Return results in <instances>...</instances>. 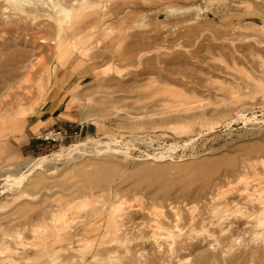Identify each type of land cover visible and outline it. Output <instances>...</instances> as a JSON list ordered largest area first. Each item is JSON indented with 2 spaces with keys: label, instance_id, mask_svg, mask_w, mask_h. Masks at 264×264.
Masks as SVG:
<instances>
[{
  "label": "rangeland",
  "instance_id": "obj_1",
  "mask_svg": "<svg viewBox=\"0 0 264 264\" xmlns=\"http://www.w3.org/2000/svg\"><path fill=\"white\" fill-rule=\"evenodd\" d=\"M47 125L115 151L10 189ZM258 214L264 0H0V264H264Z\"/></svg>",
  "mask_w": 264,
  "mask_h": 264
},
{
  "label": "bare ground",
  "instance_id": "obj_2",
  "mask_svg": "<svg viewBox=\"0 0 264 264\" xmlns=\"http://www.w3.org/2000/svg\"><path fill=\"white\" fill-rule=\"evenodd\" d=\"M20 1H22V0H20ZM26 1V0H25ZM57 1V0H56ZM28 2V1H27ZM31 3H33V2H31ZM57 3V2H56ZM66 3H68V2H66ZM69 4V3H68ZM31 5V4H30ZM36 5V4H35ZM47 5V4H46ZM57 5V4H56ZM66 5V4H65ZM42 6V5H41ZM67 6V5H66ZM15 7H18V8H20L21 9V7H19V5H15ZM37 7H39V6H37ZM43 7V6H42ZM24 8V7H23ZM27 8V7H26ZM25 8V9H26ZM34 8V7H33ZM40 9H41V7H39ZM46 8V7H45ZM63 8V7H62ZM34 9H36V8H34ZM61 9V8H60ZM17 10V9H16ZM47 10V9H46ZM57 10V9H56ZM63 10V9H62ZM61 10V11H62ZM14 11V10H13ZM18 11V10H17ZM27 11V10H26ZM36 11V10H35ZM66 11V10H65ZM64 11V12H65ZM19 12H21V11H19ZM18 12V13H19ZM34 12V11H33ZM56 12V11H55ZM63 12V13H64ZM68 13V12H67ZM66 13V14H67ZM20 14H22V13H20ZM24 14V13H23ZM37 14H39V12L37 13ZM58 14V13H57ZM19 15V14H18ZM26 15V14H25ZM30 15V14H29ZM48 15V14H47ZM20 16V15H19ZM21 17V16H20ZM47 17H49V16H47ZM46 17V18H47ZM39 18H41L40 16H39ZM42 18H45V17H42ZM53 18V17H52ZM56 18V17H55ZM60 18V17H59ZM46 20V19H45ZM65 20V19H64ZM68 20H69V17H68ZM50 21V20H49ZM66 22V21H65ZM55 24V23H54ZM58 26V25H57ZM60 27V26H59ZM56 31V30H55ZM262 86V85H261ZM98 113V112H97ZM91 115H93V113L91 114ZM86 146H88V149L86 150L85 149V147ZM116 149V148H115ZM115 150L114 149H112L111 147H107V146H104V145H95V144H92V145H86V144H84V143H80V144H77V145H74V146H72V147H70L69 149H67L66 151H63V150H60V152H54V153H51L50 155H43V156H39V157H36V158H31V159H29V160H27L25 163H24V166H25V170L24 171H22L21 172V174H19L20 176L19 177H17V179H15L14 181H12L11 183H10V189L11 188H19V186L22 184V182L24 181V180H26L27 178H29V177H31L32 176V174L34 173V172H36V170L37 169H40L41 167H43L44 165H47V164H55L57 161H62V162H74V163H71V164H73L70 168L71 169H73V171L74 170H76L78 173L80 172V168L79 167H81L82 165L84 166V164H87V163H89L90 164V162H92V160H94L95 161V159H92L95 155H99V154H102V156H103V154L104 155H107V154H110V153H112V152H114ZM86 156H87V158L88 159H86V160H81L82 158H86ZM99 158V157H98ZM93 161V162H94ZM97 162V161H96ZM96 162H94V163H92L93 165L94 164H96ZM101 162V161H100ZM105 164H107V163H105ZM109 164V163H108ZM202 166H204V164L202 165ZM100 167H102L103 168V166H100ZM78 168H79V170H78ZM99 168V166L97 165V168L96 169H94L93 171H91L90 173H88V171H86L85 170V174H79L80 176V178L82 179V182L84 183V182H88L89 184H93L94 185V187L96 186V189H97V187H102V186H104L105 184H107V182H108V180H109V178H110V172H108L107 173V170H106V172L104 173V171L102 170V169H98ZM105 168H106V166H105ZM108 168V167H107ZM110 168V167H109ZM91 169V168H90ZM93 169V168H92ZM91 169V170H92ZM111 169V168H110ZM41 170V169H40ZM72 171V170H71ZM83 170H81V172H82ZM97 171V172H96ZM37 172H39V171H37ZM63 172V171H62ZM112 172V171H111ZM68 174V173H67ZM65 175V174H64ZM126 176V175H125ZM111 177H112V175H111ZM138 177V176H137ZM54 178V177H53ZM31 181H30V183L32 184V186L34 187V186H37V185H40L41 183H42V176H40L39 174H34L33 175V177H32V179H30ZM77 182H79V181H77ZM79 183H81V182H79ZM85 184V183H84ZM83 184V185H84ZM7 185H9V184H7ZM6 185V186H7ZM87 185V184H86ZM116 185V184H115ZM46 186V185H45ZM85 186V185H84ZM83 186V187H84ZM91 186V185H90ZM21 187V186H20ZM7 188V187H6ZM82 188V187H81ZM87 188V187H86ZM90 188H92V187H90ZM3 189H4V187H3ZM94 189V188H93ZM34 190V189H33ZM84 190V192H85V189H83ZM98 190H99V188H98ZM80 191V190H79ZM100 192H101V194H102V191L100 190ZM93 193H95V195H97V193L96 192H93ZM112 193V192H111ZM117 194H118V192H116ZM100 194V193H99ZM80 195V194H79ZM114 195V194H113ZM116 195V194H115ZM78 196V195H77ZM100 196H102V195H100ZM105 196V195H104ZM80 197H81V195H80ZM97 197V196H96ZM98 198V197H97ZM258 199H261V198H258ZM259 201H261V200H259ZM259 201H258V203H259ZM71 202V201H70ZM86 202V201H85ZM111 202H113V200H111ZM66 204V203H65ZM83 204H84V201H83ZM82 204V205H83ZM113 205V204H112ZM263 205V204H262ZM69 206V205H68ZM110 206H111V204H110ZM120 207V206H119ZM118 207V208H119ZM121 207H122V205H121ZM259 207V209L261 208L260 206H258ZM108 208V207H107ZM117 208V209H118ZM113 209H115V206L114 207H110V209H108L106 212H107V214L108 213H110ZM119 209H121L120 211H122V208H119ZM119 209H118V211H119ZM123 209H126L125 207H123ZM257 210H258V208H257ZM68 211V210H67ZM116 211V210H115ZM54 212H56V211H54ZM90 212H92V211H90ZM112 212H114V211H112ZM117 212V211H116ZM122 212H126V211H122ZM129 212V211H128ZM213 212V211H212ZM53 213V212H52ZM105 213V212H104ZM56 213H54L53 215H55ZM90 214V213H89ZM88 214V215H89ZM127 214V213H126ZM124 215V216H127V215ZM217 214V213H216ZM59 215V214H58ZM116 215H120V214H116ZM258 215H260L259 217L261 218V217H263L261 214H258ZM258 215L256 216L258 219H260L259 217H258ZM264 215V214H263ZM90 216V215H89ZM111 216V215H110ZM109 216V217H110ZM113 216V215H112ZM115 216V215H114ZM121 216V215H120ZM123 216V215H122ZM129 216V215H128ZM216 216V215H215ZM214 216V217H215ZM108 217V218H109ZM116 217V216H115ZM60 218V217H59ZM62 218H63V216H62ZM71 218V217H70ZM69 218V221L71 220ZM114 218V217H113ZM126 218V217H125ZM128 218V217H127ZM264 218V217H263ZM65 219H66V217H65ZM110 219V218H109ZM108 219V220H109ZM117 219V218H116ZM115 219V220H116ZM120 219V218H119ZM118 219V220H119ZM215 219V218H214ZM56 220H58V219H56ZM117 220V221H118ZM122 220V219H121ZM130 220V219H129ZM263 220V219H262ZM52 221H53V219H52ZM131 221V220H130ZM217 221V220H216ZM258 221V220H257ZM71 222V221H70ZM114 222V221H113ZM261 222V220L258 222V223H260ZM263 222V221H262ZM119 223H120V221H119ZM119 223H117V224H119ZM126 223V222H125ZM62 224V223H61ZM121 224H124V223H121ZM218 224V223H217ZM263 224V223H262ZM53 225V224H52ZM64 225V224H63ZM114 225H115V223H114ZM38 226V225H37ZM118 226V225H117ZM123 226V225H122ZM59 227V226H58ZM60 227H62V226H60ZM113 227H115V226H113ZM125 227V226H124ZM220 227V226H219ZM222 227V226H221ZM224 227V226H223ZM32 228V227H31ZM37 228V227H36ZM77 228V227H76ZM116 228V227H115ZM108 229V228H107ZM109 230V229H108ZM112 230V229H111ZM118 230V229H117ZM123 230H125V228L123 229ZM114 231V230H113ZM121 231V230H120ZM105 232V231H104ZM111 232V231H110ZM33 233V232H32ZM118 233V232H117ZM121 233H123V232H121ZM126 233V232H125ZM116 234V233H115ZM119 234H116L115 236H118ZM261 235V234H260ZM114 236V235H113ZM263 238V237H262ZM114 239V238H113ZM112 239V240H113ZM129 239V238H128ZM128 239H127V241H128ZM163 239V238H162ZM118 240V239H117ZM123 240V239H122ZM121 242V241H120ZM119 243V242H118ZM174 243V242H173ZM159 244V243H158ZM130 245V244H129ZM128 245V246H129ZM120 246V245H119ZM125 246H127V245H125ZM105 247V246H104ZM116 247H118V246H116ZM122 247V246H121ZM129 247H131V246H129ZM160 248V247H159ZM111 250V249H110ZM115 250H118V249H116L115 248ZM115 250H113V251H115ZM139 250V249H138ZM154 250V249H153ZM203 250V249H202ZM121 251H123V249L121 250ZM135 251H137V250H135ZM140 251H141V249H140ZM97 252V251H96ZM102 252V251H101ZM111 252H112V250H111ZM156 252V251H155ZM138 253H140V252H138ZM142 253V252H141ZM140 253V254H141ZM147 253V252H146ZM153 254H155V253H153ZM139 255V254H138ZM148 255V254H147ZM142 255H140V257H141ZM156 255H154V257H155ZM125 257V256H124ZM145 257V256H144ZM143 257V259H145ZM157 257V256H156ZM214 257V256H213ZM217 257V256H216ZM148 258H149V256H148ZM151 258V257H150ZM216 259V258H215ZM215 259H213V261L215 260ZM230 259V258H229ZM229 259H227V260H229ZM232 259V258H231ZM150 260V259H149ZM153 260V259H152ZM217 260V259H216ZM137 261V260H136ZM143 261V260H142ZM232 261V260H231ZM130 262V261H129ZM138 262V261H137ZM141 262V261H140ZM150 262V261H149ZM153 262V261H152ZM230 262V261H229ZM135 263V262H134ZM139 263V262H138ZM143 263V262H142ZM145 263V262H144ZM228 263V262H227ZM140 264V263H139ZM148 264V263H147ZM152 264V263H151Z\"/></svg>",
  "mask_w": 264,
  "mask_h": 264
},
{
  "label": "built area",
  "instance_id": "obj_3",
  "mask_svg": "<svg viewBox=\"0 0 264 264\" xmlns=\"http://www.w3.org/2000/svg\"><path fill=\"white\" fill-rule=\"evenodd\" d=\"M80 136L81 128L78 126L51 125L34 132L31 139L59 150H67L74 145L83 143L78 141ZM99 143L100 138L98 137H87L84 142L86 145H96ZM85 149H88V146Z\"/></svg>",
  "mask_w": 264,
  "mask_h": 264
},
{
  "label": "crops",
  "instance_id": "obj_4",
  "mask_svg": "<svg viewBox=\"0 0 264 264\" xmlns=\"http://www.w3.org/2000/svg\"><path fill=\"white\" fill-rule=\"evenodd\" d=\"M47 112L51 113V111H43L41 115L46 114ZM46 116H47V115H46ZM50 118H51L50 116H47L45 120H41V119H40L39 122H44V121L46 122V121H49ZM37 123H38V122H37ZM49 126H51V125H49ZM45 127H48V125H47V126H44V127H42V128H45ZM42 128H40V129H42ZM38 130H39V129H38ZM29 137H31V136H29Z\"/></svg>",
  "mask_w": 264,
  "mask_h": 264
}]
</instances>
